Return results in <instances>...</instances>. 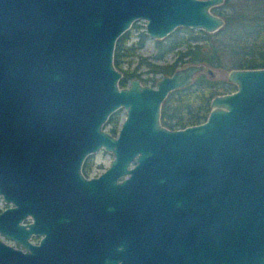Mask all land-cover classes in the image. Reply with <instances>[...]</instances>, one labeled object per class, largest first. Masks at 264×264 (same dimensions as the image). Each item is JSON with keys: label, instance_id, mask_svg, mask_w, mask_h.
Masks as SVG:
<instances>
[{"label": "water", "instance_id": "1", "mask_svg": "<svg viewBox=\"0 0 264 264\" xmlns=\"http://www.w3.org/2000/svg\"><path fill=\"white\" fill-rule=\"evenodd\" d=\"M222 2L0 0V196L10 203L0 234L22 247L0 239V264H31L27 217L59 221L63 189L100 180L113 183L115 227L120 216H164L159 264H264V66L228 69L234 89L210 98L203 121L170 129L159 121L166 94L212 70L189 63L154 85L119 86L112 62L134 21L151 39L179 26L213 32ZM117 109L111 134L104 122ZM98 148L113 157L85 179L81 162Z\"/></svg>", "mask_w": 264, "mask_h": 264}, {"label": "trees", "instance_id": "2", "mask_svg": "<svg viewBox=\"0 0 264 264\" xmlns=\"http://www.w3.org/2000/svg\"><path fill=\"white\" fill-rule=\"evenodd\" d=\"M236 1L223 0L211 8L224 21L213 32L179 26L161 39L153 40L156 54L152 56L158 59L171 51L173 58L170 61L152 62L138 53L148 36L142 27L136 31L135 38L130 39L132 29L136 28L134 21L114 44L112 62L121 72L119 86H124L133 77L143 84H154L161 75L189 63L225 71L264 66V0H242L250 6H239ZM176 30L181 33L174 35ZM134 57L137 58L136 65L130 67ZM140 64L146 66L145 76L137 69ZM233 89L234 84L226 78L213 79L205 72H198L189 84L167 93L160 105L159 121L170 129L199 123L208 113L210 98ZM118 112L119 109L112 112L104 122L111 134L118 128Z\"/></svg>", "mask_w": 264, "mask_h": 264}, {"label": "flooded vegetation", "instance_id": "3", "mask_svg": "<svg viewBox=\"0 0 264 264\" xmlns=\"http://www.w3.org/2000/svg\"><path fill=\"white\" fill-rule=\"evenodd\" d=\"M108 152L98 148L84 156L80 172L85 179L97 177L107 167L104 154L111 153ZM112 184L109 180H100L94 185L63 189L66 211L59 221H50L46 212L30 214L25 221L31 227L26 248L31 264L162 263L154 235L168 230L164 216L150 213L139 220L120 216L127 220L115 227Z\"/></svg>", "mask_w": 264, "mask_h": 264}, {"label": "rangeland", "instance_id": "4", "mask_svg": "<svg viewBox=\"0 0 264 264\" xmlns=\"http://www.w3.org/2000/svg\"><path fill=\"white\" fill-rule=\"evenodd\" d=\"M233 0H228V2L229 3H231ZM236 4L237 5H239V6H244V5H246V6H250V4H248L246 1L245 2H243L242 0H237L236 1ZM144 23H145V21L144 20H142V19H139V20H136L135 21V29H132V31H131V33H130V39H134L135 38V36H136V31L137 30H140V29H142V27L144 28ZM178 33H181V30H176V33H174V35L175 34H178ZM173 36V35H172ZM153 40H155V39H151V38H147L144 42H143V45L141 46V48L138 50V53L140 54V55H143V56H146L147 57V60H149V61H152V62H163V61H170L172 58H173V53L171 52V51H169V52H166V53H164V54H162V56H161V58H158V59H156V58H154L152 55L153 54H156V50H155V48H154V43H153ZM136 62H137V58H132V61H131V64H130V67H133L134 65H136ZM209 68V67H208ZM138 71L140 72V75L141 76H145L146 75V72H145V70H146V66L144 65V64H140V65H138ZM211 70H212V75L211 74H209V73H207L206 71H205V69H203V70H201L200 72H205L206 74H208V75H210V77L211 78H213V79H223V78H226V72L227 71H225V70H221V69H217V68H213V67H211L210 68ZM198 73V72H197ZM196 74V73H195ZM195 74H194V76H195ZM158 75H156V77H157ZM193 76V77H194ZM192 77V78H193ZM148 85H154V84H148ZM118 115H119V120H118V122H117V127H118V125H119V123H120V120H121V118L124 116V111L122 110V109H119V112H118ZM104 128L106 129L107 128V126H104ZM117 131V130H116ZM109 153V152H108ZM112 154L111 153H109V155L106 153V154H104V158L106 159V165L108 166V164H109V162H110V160L112 159ZM8 205H10V203H5V202H3V200H2V198H1V196H0V211L3 209V208H5L6 206H8ZM0 239L3 241V242H5V243H7V244H9V245H11V246H14V247H19L20 248V246H19V244H17V243H15L14 241H12L11 239H9V238H7V237H5L4 235H2V234H0Z\"/></svg>", "mask_w": 264, "mask_h": 264}]
</instances>
